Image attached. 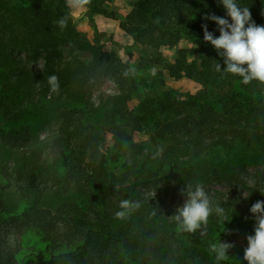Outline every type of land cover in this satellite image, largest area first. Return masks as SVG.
<instances>
[{"label": "trees", "instance_id": "16d2710c", "mask_svg": "<svg viewBox=\"0 0 264 264\" xmlns=\"http://www.w3.org/2000/svg\"><path fill=\"white\" fill-rule=\"evenodd\" d=\"M109 1L85 6L116 17L104 7ZM238 4L264 26V0ZM70 12L67 0H0V111L5 122L16 124L0 125V140L20 152L21 163L14 173L0 165V264H201L195 250L215 260L213 246L255 222L241 210L245 201L212 200L224 217L210 214L195 233L172 225L163 206L185 185L206 190L210 182L235 181L247 187L240 177L248 160L261 161L264 177V83L242 84L218 69L222 58L203 39L205 25L219 35L206 17H225L224 9L217 0H135L120 22L138 48L178 50L166 65L169 76L201 87L186 98L167 87L162 71L153 72L161 60L123 62L88 42ZM61 17H67L63 29ZM68 47L88 53L89 62L64 61ZM50 75L58 78L57 91ZM103 79L118 92L98 103L94 89ZM46 107L60 120L49 157L32 147L29 121ZM132 132L148 135L149 142H135ZM13 185L20 194L15 209L5 199ZM49 193L59 201L54 210L42 206ZM260 195L248 204L264 201ZM123 200L140 207L121 219L115 213Z\"/></svg>", "mask_w": 264, "mask_h": 264}, {"label": "rangeland", "instance_id": "374dc122", "mask_svg": "<svg viewBox=\"0 0 264 264\" xmlns=\"http://www.w3.org/2000/svg\"><path fill=\"white\" fill-rule=\"evenodd\" d=\"M135 0H111L105 3L104 7L108 12H112L116 17L102 15L92 12L85 5L79 9L71 8L70 16L77 30L86 38L91 44H97L102 48L116 52L119 59L131 65H138L143 56L148 58H156L162 61V65L154 67L153 72L162 71L165 78L166 85L169 89L174 90L178 95L186 98L189 95L196 94L200 89L195 81L184 77L181 79H174L169 76L166 70L167 64H172L175 57H177L178 50L176 48H163L155 51L151 49L138 48L134 44L133 38L120 28V22L130 13L133 8ZM181 48H187L186 44H182ZM63 60L69 61L71 58L79 57L85 62H89L90 56L86 52L79 51L74 48L63 49ZM26 56V55H25ZM44 56V55H43ZM39 56L40 64L44 63V57ZM94 99L100 103L110 99V97L117 94L116 84L109 80L103 79L97 83L94 89ZM29 121L33 129L32 147L43 151L49 157V151L53 140L56 138L58 126L60 123L59 115L52 108H44L38 111L37 115L29 116ZM0 125L15 126V123H7L1 117L0 111ZM135 142L146 144L149 142V136L143 133L132 132ZM247 167L244 169L242 180L247 182V187L241 182L214 183L210 182L205 190L210 201L222 200L228 198H236L239 201H245L242 207L243 213H248L251 204H248L249 198L253 195L261 196L264 192V181H261V173L263 167L261 161L253 159L246 161ZM0 165L6 168L11 173H14L20 163V152L18 150L10 149L0 140ZM14 182V180H13ZM184 189L177 190L171 193L164 202L163 212L167 216V220L176 224L172 215L176 209L182 206L185 196ZM5 199L10 208H16L20 203V194L14 185L5 193ZM59 201L52 193L46 195L42 206L44 208L56 209ZM255 223V222H254ZM254 223L248 226H242L232 230L222 242L229 243L232 247L227 252L226 260H232L239 263L245 262L243 260V250L247 246L246 237L253 234ZM7 237L12 240L13 233L10 229L6 230ZM199 251H193L194 255L201 264H217L210 254ZM201 256L207 257V263L203 262Z\"/></svg>", "mask_w": 264, "mask_h": 264}, {"label": "clouds", "instance_id": "9594fccd", "mask_svg": "<svg viewBox=\"0 0 264 264\" xmlns=\"http://www.w3.org/2000/svg\"><path fill=\"white\" fill-rule=\"evenodd\" d=\"M67 2L71 8L79 9L87 4L88 0ZM217 3L222 6L227 18L207 16L206 19L215 23L219 35L214 37L205 25L203 36L204 41L210 43L217 55L222 58L224 67L221 69L220 64H217V68L224 73L238 76L242 84H249L253 80L264 83V26L256 25L251 20L249 8L240 7L238 0H217ZM57 24L63 29L67 24V17H61ZM48 83L52 91L58 90L59 83L55 75L48 77ZM183 195L186 198L182 206L172 215L181 231L195 233L206 224L210 214H215L221 219L224 217L223 207L213 206L200 184L194 187L185 185ZM139 207V202L123 200L115 217L125 218ZM249 212L254 215L255 223L253 234L246 237L247 246L243 250V260L247 264H264V201L258 200L253 203ZM231 247L229 243L219 242L211 248L217 264H221L228 256L227 252Z\"/></svg>", "mask_w": 264, "mask_h": 264}]
</instances>
